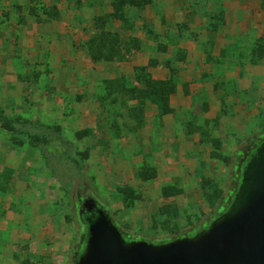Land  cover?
I'll list each match as a JSON object with an SVG mask.
<instances>
[{
  "label": "rangeland",
  "instance_id": "374dc122",
  "mask_svg": "<svg viewBox=\"0 0 264 264\" xmlns=\"http://www.w3.org/2000/svg\"><path fill=\"white\" fill-rule=\"evenodd\" d=\"M263 141L264 0H0V264H74L94 205L193 236Z\"/></svg>",
  "mask_w": 264,
  "mask_h": 264
},
{
  "label": "water",
  "instance_id": "95a60500",
  "mask_svg": "<svg viewBox=\"0 0 264 264\" xmlns=\"http://www.w3.org/2000/svg\"><path fill=\"white\" fill-rule=\"evenodd\" d=\"M92 206L90 207V209ZM74 264H264V141L248 157L233 202L193 236L128 239L101 207Z\"/></svg>",
  "mask_w": 264,
  "mask_h": 264
},
{
  "label": "trees",
  "instance_id": "16d2710c",
  "mask_svg": "<svg viewBox=\"0 0 264 264\" xmlns=\"http://www.w3.org/2000/svg\"><path fill=\"white\" fill-rule=\"evenodd\" d=\"M128 1L130 3H132L133 5H139V0H128ZM108 51H110V49H107L105 52L103 51V54H102V51H100V49H99L98 53L94 54V57L96 59L101 58L103 56L108 57V56H106ZM148 85H149L148 89L151 88V91L153 92V93L152 92L151 93L155 96L154 100H156L158 97L162 101L164 111L171 110V108H170V96L172 93H174L176 91V86H175L173 80H159V81L151 80V82H149ZM261 139H263V138H261ZM254 148H255V146H252V144H251L249 146L247 152H245V154H244V156H243V158L239 164V178H241L240 176H242V168L245 165L248 157L250 156V153H252V151H254L253 150ZM250 149H251V151H250ZM124 191L123 192L127 194L126 189ZM234 195H235V193L233 194V196ZM97 207H99V206L94 205V206H92L91 209H90V207H85L84 210L81 211V219L83 220V222L85 224L89 223V221L92 219L93 215L96 213ZM123 234L128 239H131L124 232H123ZM86 238H87V233L85 235L83 245H82V248H81L78 256L83 252V250L85 248ZM78 256L76 257V260H77Z\"/></svg>",
  "mask_w": 264,
  "mask_h": 264
},
{
  "label": "flooded vegetation",
  "instance_id": "af4514ba",
  "mask_svg": "<svg viewBox=\"0 0 264 264\" xmlns=\"http://www.w3.org/2000/svg\"><path fill=\"white\" fill-rule=\"evenodd\" d=\"M86 225H87V223H86Z\"/></svg>",
  "mask_w": 264,
  "mask_h": 264
}]
</instances>
